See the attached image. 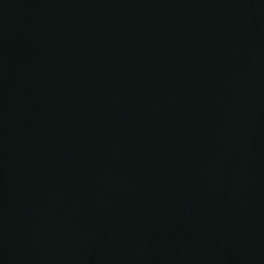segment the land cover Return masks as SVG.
Segmentation results:
<instances>
[{"label":"water","instance_id":"1","mask_svg":"<svg viewBox=\"0 0 264 264\" xmlns=\"http://www.w3.org/2000/svg\"><path fill=\"white\" fill-rule=\"evenodd\" d=\"M0 264H264V0H0Z\"/></svg>","mask_w":264,"mask_h":264}]
</instances>
